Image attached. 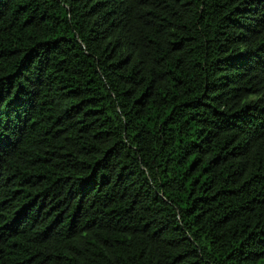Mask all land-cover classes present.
<instances>
[{"label":"trees","instance_id":"16d2710c","mask_svg":"<svg viewBox=\"0 0 264 264\" xmlns=\"http://www.w3.org/2000/svg\"><path fill=\"white\" fill-rule=\"evenodd\" d=\"M0 264H264V0H0Z\"/></svg>","mask_w":264,"mask_h":264}]
</instances>
